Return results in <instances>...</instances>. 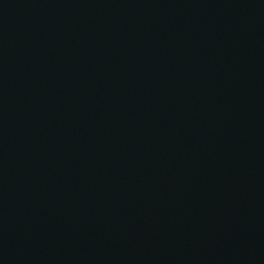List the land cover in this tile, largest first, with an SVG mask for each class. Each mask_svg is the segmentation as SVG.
I'll return each instance as SVG.
<instances>
[{"label":"water","instance_id":"obj_1","mask_svg":"<svg viewBox=\"0 0 264 264\" xmlns=\"http://www.w3.org/2000/svg\"><path fill=\"white\" fill-rule=\"evenodd\" d=\"M0 264H264V0H0Z\"/></svg>","mask_w":264,"mask_h":264}]
</instances>
